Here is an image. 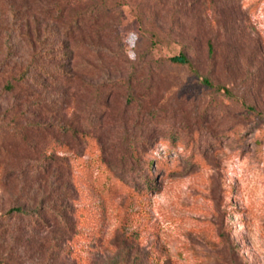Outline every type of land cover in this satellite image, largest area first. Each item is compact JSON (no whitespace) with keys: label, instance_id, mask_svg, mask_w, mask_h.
<instances>
[{"label":"rangeland","instance_id":"obj_1","mask_svg":"<svg viewBox=\"0 0 264 264\" xmlns=\"http://www.w3.org/2000/svg\"><path fill=\"white\" fill-rule=\"evenodd\" d=\"M95 9L31 50L0 1V264H264V0Z\"/></svg>","mask_w":264,"mask_h":264},{"label":"trees","instance_id":"obj_2","mask_svg":"<svg viewBox=\"0 0 264 264\" xmlns=\"http://www.w3.org/2000/svg\"><path fill=\"white\" fill-rule=\"evenodd\" d=\"M0 1H2L5 5L10 3L14 5V13L19 17V36L26 40L27 46L31 50L38 48L36 47L38 42L36 39H39L41 35L40 34L38 37V32H40L38 27L42 28L43 25L46 26V24L49 23L55 24L52 25L53 27L50 29L57 37H64L68 41H75V39H79L82 42L88 41L90 47L95 46V39L100 40L103 37V32H101V30L105 26L99 25V21H101L100 18H102V16L100 17V14L98 17L97 15L95 16V0ZM98 13H100V11H98ZM35 22L38 24L35 28H33L32 25L35 24ZM170 61L192 69L190 60L183 53L171 57ZM206 83L209 84L208 82ZM7 87L9 90L11 89V87ZM10 211L22 215H37V210H25L20 207L12 208ZM57 217L59 222L65 223L66 220L62 213H57Z\"/></svg>","mask_w":264,"mask_h":264}]
</instances>
